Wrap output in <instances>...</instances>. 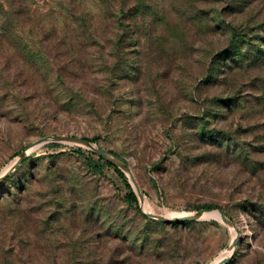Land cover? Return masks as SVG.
I'll list each match as a JSON object with an SVG mask.
<instances>
[{
    "label": "rangeland",
    "instance_id": "1",
    "mask_svg": "<svg viewBox=\"0 0 264 264\" xmlns=\"http://www.w3.org/2000/svg\"><path fill=\"white\" fill-rule=\"evenodd\" d=\"M52 135L145 212L232 227L145 217ZM20 152L0 264H264V0H0V173Z\"/></svg>",
    "mask_w": 264,
    "mask_h": 264
},
{
    "label": "water",
    "instance_id": "2",
    "mask_svg": "<svg viewBox=\"0 0 264 264\" xmlns=\"http://www.w3.org/2000/svg\"><path fill=\"white\" fill-rule=\"evenodd\" d=\"M65 141V142H70L76 145H81L86 147L87 149L91 150L93 153H95L97 156H99L100 158H102L103 160H105L106 162H108L109 164L115 166L116 168H118L120 171H123L126 173L128 180H129V184L132 188V191L136 197L137 203H138V208L140 210V212L142 213V215H144L145 217L154 219L156 221L159 222H163V223H169V222H189V221H195L198 219H201V214L204 211H209V210H198V211H194L191 213H186L184 215H180V216H175L172 218H167L164 216H160V215H156V214H152L149 212H145L142 207V196H141V192L140 189L135 181V179L133 178L132 174L130 173L128 167L126 164H124L123 162H121L120 160H118L117 158L113 157L111 154H109L108 152L96 147L95 145H93L91 142H89L88 140L84 139V138H80V137H76V136H66V135H52V136H44L41 137L39 139H37L34 144H38L41 142H45V141ZM25 156L24 152H20L16 158L8 165V167L2 172L0 173V181L5 178L10 172H12L15 167L22 161L23 157ZM215 211H217L218 213V217L219 220H221V222H223L227 227H232V222L226 218L223 214V211L220 209H215ZM235 244V238H233L229 244V249L232 250L233 246ZM231 253L228 256H225L224 258H222L219 262L215 263V264H224L227 259L230 257Z\"/></svg>",
    "mask_w": 264,
    "mask_h": 264
},
{
    "label": "trees",
    "instance_id": "3",
    "mask_svg": "<svg viewBox=\"0 0 264 264\" xmlns=\"http://www.w3.org/2000/svg\"><path fill=\"white\" fill-rule=\"evenodd\" d=\"M74 152L78 153L79 152V149H75ZM97 159L98 160H102L99 156H97ZM103 163L109 167H111L113 169V171L123 180L124 184H125V187L127 188V192L125 194V201L130 204V205H134V207L137 208V200H136V197L132 191V189L130 188V186L128 185V183L126 182V179L123 175L122 172H120L116 167H114L113 165L109 164L108 162H105L103 161ZM91 168L93 170H99V167H97L95 164H91L90 165ZM200 208L204 209V210H208V209H211L213 208L211 205H208V204H205V205H202L200 206ZM211 211V210H209ZM185 223V222H184Z\"/></svg>",
    "mask_w": 264,
    "mask_h": 264
},
{
    "label": "bare ground",
    "instance_id": "4",
    "mask_svg": "<svg viewBox=\"0 0 264 264\" xmlns=\"http://www.w3.org/2000/svg\"><path fill=\"white\" fill-rule=\"evenodd\" d=\"M174 215V214H173ZM177 216H180V215H177ZM173 217H175V216H173ZM200 218H204V219H206V218H215V219H219V217H218V213H217V211H204V212H202V214H201V217ZM229 252H230V250H229ZM222 258H224L223 256H221L220 258H218L214 263H212V264H215V263H217V262H219Z\"/></svg>",
    "mask_w": 264,
    "mask_h": 264
}]
</instances>
